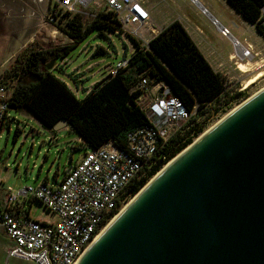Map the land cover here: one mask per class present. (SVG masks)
I'll list each match as a JSON object with an SVG mask.
<instances>
[{
    "label": "water",
    "instance_id": "water-1",
    "mask_svg": "<svg viewBox=\"0 0 264 264\" xmlns=\"http://www.w3.org/2000/svg\"><path fill=\"white\" fill-rule=\"evenodd\" d=\"M75 264H264V87L158 170Z\"/></svg>",
    "mask_w": 264,
    "mask_h": 264
},
{
    "label": "built area",
    "instance_id": "built-area-1",
    "mask_svg": "<svg viewBox=\"0 0 264 264\" xmlns=\"http://www.w3.org/2000/svg\"><path fill=\"white\" fill-rule=\"evenodd\" d=\"M52 1L55 8L49 16L51 23L56 24L64 13L97 16L99 12H114L120 23L115 33L121 30L122 35L127 33L134 38L140 48L149 47L150 39L142 33V27L148 25L151 19L145 0ZM192 2L200 6L202 13L209 14L208 9L197 0ZM209 16L223 36L232 38L234 47L239 49L242 57L253 55L250 43L241 44L232 37L227 26L211 14ZM261 23L264 25V5ZM154 29L150 25V34L156 33ZM112 33L108 37L111 38ZM133 43L135 50L136 43ZM122 51L124 55L120 60L114 65L105 66L109 74H117L129 65L133 51L128 48ZM65 62L66 59L62 58L56 65L60 67ZM76 71L79 72L78 69ZM222 75L226 76L224 73ZM135 89L142 90L138 103L145 111L148 123L128 133L126 148L118 146L111 139L89 148L54 185L48 182L28 184L14 192L10 185H4L0 179V229L9 239L6 247L8 257L35 264H75L124 207L127 200L125 192L130 181L145 165L156 162L154 155L158 150L197 112L199 102L189 109L165 80L151 83L147 76L140 74ZM12 100L13 87L1 73L0 136L13 121L10 114ZM29 196L56 213L59 219L56 222L41 221L20 213L22 207L18 202Z\"/></svg>",
    "mask_w": 264,
    "mask_h": 264
},
{
    "label": "trees",
    "instance_id": "trees-1",
    "mask_svg": "<svg viewBox=\"0 0 264 264\" xmlns=\"http://www.w3.org/2000/svg\"><path fill=\"white\" fill-rule=\"evenodd\" d=\"M227 1L264 37V25L261 23L264 0ZM86 16L62 14L56 25L70 38V42L62 47L36 48L31 45L21 56L20 64L5 70L2 76L13 87L11 106L28 111L47 129L53 128L60 119H66L71 129L83 139L81 144L87 147L84 153L110 139L126 148L128 133L148 123L145 111L138 103L142 90L135 89L140 74L147 76L151 83L165 80L189 109L199 102L196 114L154 155L156 162L145 165L130 181L125 192L127 197L128 192L135 193L140 189L173 156L188 146L193 136L204 130L206 124L200 120L202 113L212 107L215 112L220 107L216 105L222 103L224 108L230 106L242 92L233 93L227 89L225 77L214 70L184 25L175 19L149 40V47L140 48L132 38L136 48L129 65L100 85H97L98 80L90 88L83 86L86 94L78 98L76 93L81 89L73 71L69 72V77L74 84H69L56 76L53 69L63 70L56 64L93 30L97 29L98 35L106 37L105 31L115 32L120 24L114 12ZM104 52L103 47H96L93 55ZM53 59L52 67L47 68ZM29 75L38 78L25 82Z\"/></svg>",
    "mask_w": 264,
    "mask_h": 264
},
{
    "label": "rangeland",
    "instance_id": "rangeland-1",
    "mask_svg": "<svg viewBox=\"0 0 264 264\" xmlns=\"http://www.w3.org/2000/svg\"><path fill=\"white\" fill-rule=\"evenodd\" d=\"M148 1L152 21L142 27L146 38L151 39L154 36L152 34H155H150V25L157 31L175 19L186 23L190 35L214 70L226 74L227 89L233 93L242 92L230 106L224 108L222 103L216 105L221 109L219 107L214 112L212 107L210 111L201 114L200 120L206 125L200 134L192 137L191 144L232 108L264 87V37L227 0H197L208 9L209 14L229 28L232 37L241 44L252 45L253 55L242 57L239 49L234 47L232 38L223 36L211 22L209 14L202 13L200 6L192 0ZM54 8L52 0H0V74L14 68L15 64H20L21 56L31 45L36 48L62 47L70 42V38L49 20ZM105 32L106 37L98 35L97 29L93 30L67 53L66 62L61 68L63 70L53 69L56 76L69 84H74L69 72H75L74 78L76 77L81 89L76 93L78 98L85 96L86 93L82 90L84 87L90 88L94 82L108 74L105 66L114 65L120 60L124 55L123 49L134 50V40L127 33L122 35L119 30L118 34L113 32L110 38L108 34L111 32ZM96 47H103L105 52L93 55ZM239 61L248 62L251 70L241 71L237 67ZM258 71H262L260 77L248 84L249 78ZM10 114L15 119L10 128L6 127L0 136V179L4 181V185H10L14 192L28 184L41 183L46 177L48 183L54 185L57 171L60 182L65 174L68 155L73 151L72 145L82 146L76 149V157L87 149L84 143L70 140L73 136L77 138L78 134L68 125L56 129L66 138L53 143L46 136L50 134L49 129L42 127L31 113L24 109H10ZM67 144L70 147L63 152L62 148ZM137 191L128 192L125 204ZM25 205L32 218L49 222L59 219L56 213L48 210L35 198L31 199L29 196ZM6 262V255L0 245V264H35L12 260Z\"/></svg>",
    "mask_w": 264,
    "mask_h": 264
},
{
    "label": "crops",
    "instance_id": "crops-1",
    "mask_svg": "<svg viewBox=\"0 0 264 264\" xmlns=\"http://www.w3.org/2000/svg\"><path fill=\"white\" fill-rule=\"evenodd\" d=\"M145 2L147 3V6H148V8H150L151 6H150V2L148 1V0H145ZM150 10V9H149ZM150 14H151V11H150ZM151 21H152V19H150V24H151ZM183 25H184V27L187 29V31L189 32V30H188V28H187V26H186V23H183L182 21H180ZM165 27V26H164ZM163 28V27H162ZM160 30H157L156 31V33H155V35L159 32ZM189 34H191L190 32H189ZM191 37H192V35H191ZM196 42V41H195ZM197 43V42H196ZM197 45H198V43H197ZM199 46V45H198ZM68 126H69V124H67ZM66 125V126H67ZM49 131H50V134H47L46 136H47V138H48V140L49 141H51V142H55V143H57V142H59V140H62L63 138H66L65 137V135H63V134H59L57 131H56V129H54V128H51V129H49ZM70 140H73L74 142H76V143H79V144H81V142H83V139L81 138V137H79V136H77V138L75 137V136H73ZM65 143H66V141H65ZM70 147V144H67L64 148H62V151L63 152H65L66 150H68V148ZM79 147H82V146H79V145H72V149H73V151L71 150V153H69V155H68V160L66 161V170H65V172L67 171V169H68V167L69 166H71L72 164H74L76 161H78L81 157H82V155L83 154H81L80 156H78V157H76V155H75V151H76V149L77 148H79ZM55 182H59L58 181V171L55 173ZM64 177V176H63ZM43 181H46V182H48V177H46ZM26 202H27V199L26 200H24V199H21L19 202H18V205L19 206H21L22 207V210H21V212L20 213H25V214H27V215H29V211L26 209ZM30 216V215H29ZM31 217V216H30ZM6 234L0 229V245L3 247V251H4V253H5V255H6V259H7V262L6 263H9V261H14V262H18V261H20V262H30V261H22V260H20V259H17V258H15V257H7V253H6V247L8 246V244H9V239H8V237L6 236ZM34 263V262H33Z\"/></svg>",
    "mask_w": 264,
    "mask_h": 264
},
{
    "label": "bare ground",
    "instance_id": "bare-ground-1",
    "mask_svg": "<svg viewBox=\"0 0 264 264\" xmlns=\"http://www.w3.org/2000/svg\"><path fill=\"white\" fill-rule=\"evenodd\" d=\"M237 67L243 72H248L251 70L250 64L248 62L239 61ZM261 74H262V71H258L257 73H255L249 78L247 83L251 84L252 82L257 80Z\"/></svg>",
    "mask_w": 264,
    "mask_h": 264
}]
</instances>
